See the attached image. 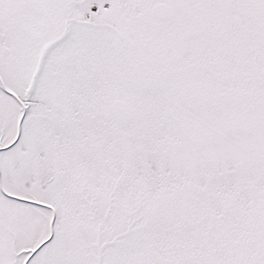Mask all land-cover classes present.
Segmentation results:
<instances>
[{
  "label": "snow or ice",
  "instance_id": "obj_1",
  "mask_svg": "<svg viewBox=\"0 0 264 264\" xmlns=\"http://www.w3.org/2000/svg\"><path fill=\"white\" fill-rule=\"evenodd\" d=\"M0 264H264V0H0Z\"/></svg>",
  "mask_w": 264,
  "mask_h": 264
}]
</instances>
